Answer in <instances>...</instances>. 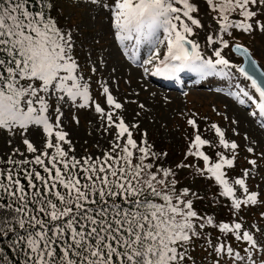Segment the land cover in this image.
<instances>
[{"label":"snow or ice","instance_id":"snow-or-ice-1","mask_svg":"<svg viewBox=\"0 0 264 264\" xmlns=\"http://www.w3.org/2000/svg\"><path fill=\"white\" fill-rule=\"evenodd\" d=\"M205 3L216 14L213 19L219 33L230 34L231 29L264 33V21L255 10L264 6V0ZM52 7V0H0V128L35 125L45 136L43 151L28 139L23 141L27 153L39 154L20 161L9 159L5 162L9 167L0 169V243L7 239L18 255L22 253L18 264H188L193 239L203 238L202 230L214 227L248 246L242 249L246 255H241L231 245L209 242L217 264L222 256L230 258L226 264H264V245L242 230L240 222L216 223L212 217L198 215L192 200L186 199L189 190L178 191L175 173L151 162L159 154L146 140L134 138L131 128L138 125L129 126L117 111L105 112L95 105L106 128L113 130L109 150L77 158L70 155L73 147L65 149L71 141L62 130L60 105H76L79 100L78 107L90 106L91 85L74 56L71 32L58 26ZM110 9L114 38L126 54L131 49L130 58H134L141 46L149 48L143 64L153 67H145V72L164 77L183 70L201 76L230 75L227 70L233 65L221 54L230 47L223 35L207 36L208 45L220 46L213 48L215 59L202 57L199 44L189 39L193 26L202 27L192 15L198 6L190 0H112ZM234 50L248 65L235 71L251 82L257 100L244 89L228 95L244 104L242 94L264 116V71L242 45L236 44ZM90 71L95 73V65ZM102 90L109 108L121 110L123 105L109 88L102 86ZM53 98L56 115L50 120ZM187 124L194 132L186 157L203 162L194 170L213 180L234 209L257 203L258 194L246 186L248 170L234 180L226 172L234 166L239 145L211 124L218 144L232 153L229 157L216 152L213 160L202 149L215 143L202 137L194 119ZM181 166L192 167H177ZM237 187L243 198L237 196ZM0 264H5L2 256Z\"/></svg>","mask_w":264,"mask_h":264},{"label":"rangeland","instance_id":"rangeland-1","mask_svg":"<svg viewBox=\"0 0 264 264\" xmlns=\"http://www.w3.org/2000/svg\"><path fill=\"white\" fill-rule=\"evenodd\" d=\"M111 2L112 0H96L95 3L92 0H52L51 15L62 30L71 32L74 56L80 63L85 77L90 78L91 85L90 106L78 107L79 100L76 105L71 102L60 105L62 130L68 133L67 138L71 141V145H64L65 149L73 147L74 152L70 155L77 158L99 156L103 151L110 149L113 139L110 133L113 130L107 129L105 119L95 112V105L99 104L105 112L117 111L129 126L138 125L131 128L138 142L146 140L151 148L153 144L162 145L170 150V155L179 153L178 161H184L182 164L203 167L202 161L186 157L190 137L194 132L187 120L194 119L202 137L216 145L202 150L223 152L231 157V151L224 150L218 144V138L211 129V124L214 123L225 133V139L235 141L239 145L234 166L226 169L230 180L243 177L245 170H248L246 186L250 192L258 194L257 203L244 205L241 211L233 216V222L240 220L242 230L250 231L254 239L264 245V235L261 234V230H264V129L259 124L260 114L252 101L241 94L240 98L245 102L240 104L237 99L228 95L229 92L239 93L240 89H244L253 96V100H257L249 81L235 71L241 62L240 58L233 56L229 48L223 49L221 54L233 65L232 69L227 70L230 75L204 76L202 87L194 85L180 91L156 88L148 80L150 71L145 72V67L153 66L143 64L149 57V48L141 46L135 57L131 58L138 59L131 61L134 64L132 65L126 60L120 44L115 40ZM190 2L198 6V12L192 15L199 19L202 27L193 26V35L189 39L199 44L198 50L202 57L215 59L212 55L213 48L220 47L208 45L207 36L223 35L229 45L237 43L246 47L264 71V33L258 29L251 33L235 29H231L230 34L219 33L218 25L213 19L216 14L208 10L205 0ZM255 10L258 19L264 21V6ZM160 51L163 53L164 48L161 47ZM128 52L131 57V49ZM93 65L96 67L95 73L90 71ZM102 86H107L114 99L123 105L121 110L109 108ZM50 103L53 105L48 114L51 120L56 115L55 98ZM254 112L256 115H252ZM24 139H28L41 151L44 150L45 136L40 127L30 125L27 129L11 130L0 128V169L9 167L5 163L9 159L20 161L39 154L27 153ZM249 148L253 151L249 152ZM211 154L212 152H209L208 155ZM253 160L255 165L249 163ZM186 168L191 169L182 167L184 173L190 171ZM189 190L192 197L197 196L199 192L198 188H194L192 181ZM236 193L238 197L243 198L244 194L238 187ZM236 248L243 254L245 252L242 249L246 248V244H239ZM190 263L213 264V261L204 263L194 258ZM225 263L224 259L220 260V264Z\"/></svg>","mask_w":264,"mask_h":264},{"label":"trees","instance_id":"trees-1","mask_svg":"<svg viewBox=\"0 0 264 264\" xmlns=\"http://www.w3.org/2000/svg\"><path fill=\"white\" fill-rule=\"evenodd\" d=\"M32 9L35 10V5H32ZM151 150L154 153L159 154L158 157L151 162L154 165H158L162 168L171 169L175 173L176 180V189L183 190L188 189L190 187V182H194V188H198L199 192L197 196L192 197L189 190V196L186 199H191L193 204V209L198 213L201 217H212L214 222H226L232 223L233 216H236L238 210L234 209L231 206V201L221 196L219 186L215 184V182L206 176L200 175L194 169L197 167H191V169H187L189 172H183L181 167H177L182 164L184 161H178L179 153H175L174 155H170V150L163 148V146L152 145ZM208 151V152H207ZM206 153L212 152L210 158L215 160V151L207 150ZM173 153V151H172ZM166 154V155H163ZM205 235L203 238L196 239L194 238L192 241V245L190 248L189 255L191 259L188 263L192 261L193 258H197L200 262H209L213 261V264L217 263L216 257L217 254L213 251L211 244H221L224 243L226 245L235 244L232 246L235 251L240 252L236 247L239 244H243L242 241H236L234 238L230 239L227 234L220 233L214 227H206L202 230ZM246 247L247 244H246ZM241 255H246V253H240ZM0 256L4 258L5 264H18L21 259L22 253L18 255V249L14 247V245L8 241L4 240L3 243H0ZM220 260L224 259L227 261V256H222L219 258ZM226 264V263H225Z\"/></svg>","mask_w":264,"mask_h":264},{"label":"bare ground","instance_id":"bare-ground-1","mask_svg":"<svg viewBox=\"0 0 264 264\" xmlns=\"http://www.w3.org/2000/svg\"><path fill=\"white\" fill-rule=\"evenodd\" d=\"M173 76L172 77H164V76H160V75H154L152 76L151 79H149L150 84H152V86L158 88V87H162V85L160 84V80H164L165 84L164 86L167 87L169 86L170 83L174 82L173 80ZM203 85V83H202Z\"/></svg>","mask_w":264,"mask_h":264},{"label":"water","instance_id":"water-1","mask_svg":"<svg viewBox=\"0 0 264 264\" xmlns=\"http://www.w3.org/2000/svg\"><path fill=\"white\" fill-rule=\"evenodd\" d=\"M236 44H232L231 46H230V48H231V51H232V53L235 55V56H238V57H240L241 58V60H242V62H241V64L238 66V67H245V68H247V64H246V62H245V57L241 54V53H239V52H236L235 50H234V46H235ZM248 54H249V56H250V58L252 59V60H254L253 59V57L251 56V54H250V52L248 51ZM255 61V60H254ZM256 62V61H255ZM256 66H257V68L260 70V71H263L261 68H260V66H259V64L256 62Z\"/></svg>","mask_w":264,"mask_h":264}]
</instances>
